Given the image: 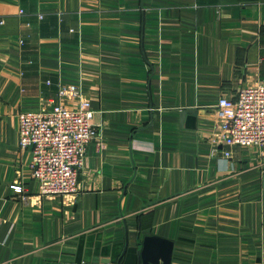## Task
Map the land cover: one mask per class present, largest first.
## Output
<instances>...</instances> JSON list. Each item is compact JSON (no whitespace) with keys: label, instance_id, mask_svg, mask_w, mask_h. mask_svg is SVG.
Wrapping results in <instances>:
<instances>
[{"label":"crops","instance_id":"0c3cea01","mask_svg":"<svg viewBox=\"0 0 264 264\" xmlns=\"http://www.w3.org/2000/svg\"><path fill=\"white\" fill-rule=\"evenodd\" d=\"M261 81L264 0H0V264H133L147 235L171 264H264V147L213 140L218 99ZM67 83L96 129L73 200L18 146Z\"/></svg>","mask_w":264,"mask_h":264},{"label":"built area","instance_id":"2783aa9c","mask_svg":"<svg viewBox=\"0 0 264 264\" xmlns=\"http://www.w3.org/2000/svg\"><path fill=\"white\" fill-rule=\"evenodd\" d=\"M56 96L58 100L77 103L69 107L60 101H50L35 111L20 112L18 146L30 150V175L38 183L39 196H70L73 200L79 188L78 174L86 146L96 136V129L91 123L89 102L78 85L60 84ZM214 115L217 121L214 141L228 146L263 148L264 81L240 88L233 98L221 96ZM11 187L17 193L22 190L16 183Z\"/></svg>","mask_w":264,"mask_h":264},{"label":"water","instance_id":"95a60500","mask_svg":"<svg viewBox=\"0 0 264 264\" xmlns=\"http://www.w3.org/2000/svg\"><path fill=\"white\" fill-rule=\"evenodd\" d=\"M126 246L114 264H121ZM172 242L156 235H147L142 238L135 252L133 264H171ZM109 263V260H102Z\"/></svg>","mask_w":264,"mask_h":264}]
</instances>
